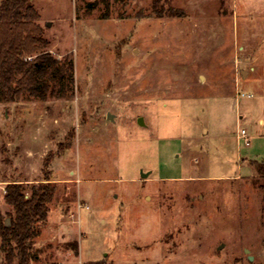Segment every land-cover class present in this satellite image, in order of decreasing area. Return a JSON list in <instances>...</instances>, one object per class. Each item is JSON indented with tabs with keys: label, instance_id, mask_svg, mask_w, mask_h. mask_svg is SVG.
I'll return each instance as SVG.
<instances>
[{
	"label": "rangeland",
	"instance_id": "374dc122",
	"mask_svg": "<svg viewBox=\"0 0 264 264\" xmlns=\"http://www.w3.org/2000/svg\"><path fill=\"white\" fill-rule=\"evenodd\" d=\"M94 2L30 1L73 91L0 104V221L48 177L33 264H264V0Z\"/></svg>",
	"mask_w": 264,
	"mask_h": 264
},
{
	"label": "trees",
	"instance_id": "16d2710c",
	"mask_svg": "<svg viewBox=\"0 0 264 264\" xmlns=\"http://www.w3.org/2000/svg\"><path fill=\"white\" fill-rule=\"evenodd\" d=\"M109 1L96 0L92 6L102 4L108 9ZM38 20L30 0L0 4V104L17 103L24 96L44 101L48 94L56 98L72 94L73 63L58 60L47 51L49 44ZM254 167L258 178L264 180V164L255 163ZM28 193L21 184L5 187L3 202L12 210L9 227L0 221V253L5 264L38 261L34 241L39 236L38 226L47 220L55 186L46 177Z\"/></svg>",
	"mask_w": 264,
	"mask_h": 264
},
{
	"label": "built area",
	"instance_id": "2783aa9c",
	"mask_svg": "<svg viewBox=\"0 0 264 264\" xmlns=\"http://www.w3.org/2000/svg\"><path fill=\"white\" fill-rule=\"evenodd\" d=\"M237 141L241 142L243 141L245 146L248 145V138H247V133L245 130H240L239 133L237 134Z\"/></svg>",
	"mask_w": 264,
	"mask_h": 264
},
{
	"label": "water",
	"instance_id": "95a60500",
	"mask_svg": "<svg viewBox=\"0 0 264 264\" xmlns=\"http://www.w3.org/2000/svg\"><path fill=\"white\" fill-rule=\"evenodd\" d=\"M30 1H32V0H30ZM5 226L6 227H9L10 226V222L8 220L5 222ZM249 260L252 261V258L249 257Z\"/></svg>",
	"mask_w": 264,
	"mask_h": 264
},
{
	"label": "crops",
	"instance_id": "0c3cea01",
	"mask_svg": "<svg viewBox=\"0 0 264 264\" xmlns=\"http://www.w3.org/2000/svg\"><path fill=\"white\" fill-rule=\"evenodd\" d=\"M242 74H244V73H242Z\"/></svg>",
	"mask_w": 264,
	"mask_h": 264
}]
</instances>
